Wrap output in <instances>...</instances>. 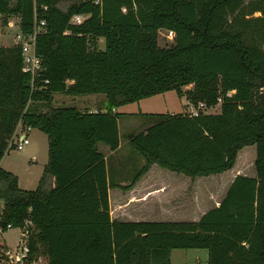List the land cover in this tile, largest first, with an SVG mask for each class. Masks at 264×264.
Instances as JSON below:
<instances>
[{"label": "trees", "instance_id": "1", "mask_svg": "<svg viewBox=\"0 0 264 264\" xmlns=\"http://www.w3.org/2000/svg\"><path fill=\"white\" fill-rule=\"evenodd\" d=\"M75 13L88 16L74 24ZM10 15L23 33L44 20L33 84L19 45L0 46V160L19 120L48 138L35 188L0 166V224L33 223L24 264L41 252L47 264H151L158 250L169 264L172 248H205L207 264H264V0H0V24ZM160 29L173 43L158 44ZM171 89L206 105L221 96L219 111L143 113L155 119L129 136L144 158L132 180L153 163L191 178L220 173L252 144L255 173H237L197 220L110 219L98 143H119L112 107ZM56 92L103 93L106 110L54 106ZM6 249L0 235V264H13Z\"/></svg>", "mask_w": 264, "mask_h": 264}, {"label": "crops", "instance_id": "2", "mask_svg": "<svg viewBox=\"0 0 264 264\" xmlns=\"http://www.w3.org/2000/svg\"><path fill=\"white\" fill-rule=\"evenodd\" d=\"M14 17L17 18L19 16L14 15ZM100 38L103 40L102 45L104 46V39L102 37H99L98 39ZM13 43H7L3 45H11ZM99 48L102 49V47ZM189 87L190 85L185 86V88ZM168 91L169 90L151 96H166ZM64 94L66 93L61 92V94H59L58 96ZM69 96V100L72 103H75L77 105V108L80 110H106V97L104 94H69ZM178 97L183 101L182 105L185 107L188 99L184 95ZM145 98L147 97L141 98L137 101H133L136 103V108L140 112H148L149 109H151V111L154 109L143 101ZM130 103L131 102L112 107V111L117 113L119 110L124 111L120 108H125V106L129 105ZM182 111L184 112V110ZM171 113L176 112L171 111ZM153 122V120H150L148 122H144L141 125H138L136 128L138 129L137 132L144 131L145 128L151 125ZM117 125L119 136V143L117 147H115L114 149H110L107 145H105V147H103V149L101 150V152L104 154L106 165V181L108 184L107 194L109 201L110 219H117L120 221L197 220L205 211L218 205L234 176L237 173H240L239 171L234 172V170H225L220 173H213L205 176H196L194 178H191L184 173L172 171L163 168L156 163H153L148 170H146L142 175H140L133 181L132 179L135 173L132 176L128 177L127 175H125V172L120 171V169L116 168L115 166L111 169L108 168L109 157L116 156L117 152H120L119 150L123 147L124 144H130L129 136L137 133H126L124 137L125 142H123L121 138L119 116H117ZM122 161L126 160L122 159L121 162ZM142 161L144 162V158L142 159ZM45 163L46 162L43 163L42 169L39 170L40 173H42ZM213 176H217L216 180L212 178ZM39 178L36 181V185L39 181ZM204 178H209L208 180L212 181L205 182ZM129 183L130 186H125ZM201 184L205 185L206 188L203 189V191H200L199 189V186ZM18 185L20 187L19 181ZM195 193L198 194L196 198ZM200 193H203L204 196H200ZM39 255L46 258L45 253L41 252Z\"/></svg>", "mask_w": 264, "mask_h": 264}, {"label": "rangeland", "instance_id": "3", "mask_svg": "<svg viewBox=\"0 0 264 264\" xmlns=\"http://www.w3.org/2000/svg\"><path fill=\"white\" fill-rule=\"evenodd\" d=\"M67 1H61L60 5L64 7ZM254 15H259L260 12L255 11ZM7 23L0 24V46L7 43L15 42L16 34L20 31L19 28V17L15 18L14 15L7 17ZM102 39L97 40V46L104 48L102 45ZM173 43V32L167 29H160L158 32V44L160 46H167ZM15 44V43H13ZM11 44V45H13ZM190 85V84H189ZM61 92H56L52 98L51 104L54 106H75L69 99V94L60 95ZM103 95V93H101ZM165 95V94H164ZM58 96V97H57ZM149 106L154 108L152 111L149 109L148 112H140L136 108V103L131 102L129 105L125 106L124 111H118L117 116H119L121 138L125 142L126 133L137 132V126L154 120L155 116L152 114L143 113H171L173 112H183L184 106L182 105V100L178 97L175 90L171 89L167 92L166 96H149L143 100ZM106 102V99H105ZM127 111V112H125ZM137 111V112H136ZM219 106L207 109L206 112H218ZM136 112V113H133ZM185 113V112H183ZM27 137L29 142L21 149H17L14 146L8 148L3 154L0 160V166L9 170L18 176L17 181H19L20 187L22 188H34L36 186V181L40 176V169L42 165L47 161V145L48 138L47 135L36 127H31L27 132ZM105 147V144L99 142V150L101 151ZM117 152L116 156H110L108 159V168H113L114 166L120 171L125 172V175L132 176L137 169L142 164V155L134 149L129 143L124 144L123 147ZM125 159L126 161H122ZM255 159V145L243 146L237 153L236 161L231 169L228 171H239L240 173L246 175H254L253 161ZM140 160V161H139ZM216 180L217 176H213ZM209 178H204L205 182H211ZM19 186V185H18ZM200 191L205 188V185L199 186ZM198 194L195 193V198ZM200 196H204L200 193ZM214 203V202H213ZM20 236V230L18 227H11L6 229L3 233L6 244L9 249L13 250L17 244L18 238ZM164 252L156 251L151 254V264H159L163 259ZM169 264H207V250L205 248H172L168 255ZM31 264H47L46 258L39 255L31 262Z\"/></svg>", "mask_w": 264, "mask_h": 264}, {"label": "built area", "instance_id": "4", "mask_svg": "<svg viewBox=\"0 0 264 264\" xmlns=\"http://www.w3.org/2000/svg\"><path fill=\"white\" fill-rule=\"evenodd\" d=\"M88 14L85 13H75L71 16V23H80L82 22ZM44 25V20H39V23H34L33 30L30 33H23L19 31L16 34L15 44H18L20 47V53L22 58V67L21 69L24 72L29 73L31 77V84H33L34 79L40 74L42 68L41 57L35 51V36L38 32L42 30ZM44 83L48 82V79L43 80ZM231 90L227 91V95L231 94ZM221 96H218L216 103L211 105H206L203 100L193 102L188 100L185 104L184 112L188 115H196L199 112H206L208 108H213L221 103ZM30 129V125L23 124L20 120L16 124L12 134L8 138V147L14 146L17 149L23 148L28 142L26 132ZM3 214V203L0 199V218ZM11 227H18L20 230V236L18 238L17 244L13 250L9 249L7 246L6 253L13 264H24L26 258L30 253V233L33 228V223L29 217L23 220L21 225L13 226L11 223H6L5 226L0 224V235L3 236V233L6 229ZM39 256V255H37ZM33 261V260H32Z\"/></svg>", "mask_w": 264, "mask_h": 264}]
</instances>
